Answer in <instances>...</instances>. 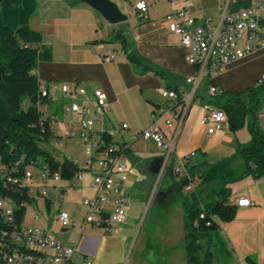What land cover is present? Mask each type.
I'll return each mask as SVG.
<instances>
[{
	"label": "crops",
	"instance_id": "obj_1",
	"mask_svg": "<svg viewBox=\"0 0 264 264\" xmlns=\"http://www.w3.org/2000/svg\"><path fill=\"white\" fill-rule=\"evenodd\" d=\"M110 1L128 16L126 21L112 24L83 0H37L38 8L30 19V27L41 33V40L34 44V47L44 51V57L35 70L41 86L68 82L84 86L90 93L103 90L107 95L108 107L96 121V130L114 128L122 123L129 126L128 129L119 130L114 137L127 164L126 221L112 233H107L103 227L95 224H84L86 208L81 201L96 195L92 182L98 167L93 164L84 169L81 180L74 177L69 180L50 179L45 184L38 179L40 175L36 170L35 183L30 191L32 201L25 204L21 226L38 228L65 243H77L78 249L71 259L61 264H87L88 260L91 264H188L185 196L195 191L203 201L209 200L216 182L201 184L200 177H195L199 179L200 188L186 193L184 187L180 193L174 187V181L179 179L176 170L182 173L188 167L205 161L217 163L231 156L238 143H246L251 139L247 125L233 132L227 121L224 130L210 134L201 119L211 109L220 108L215 99L222 93L242 92L263 82L264 48L231 62L217 74L206 75L202 82L208 79V92L212 97L208 101L200 99L201 83L181 125L179 119H173L172 127L167 126L164 120L160 121L161 129L168 136L173 135L179 127L176 152L171 163L174 168H167L172 184L170 194L176 195L173 200L168 194L167 199L160 203L164 209L161 223L167 226L169 232L163 237H153L156 250L148 248L151 240L148 236L142 237L139 247L134 248L133 238L140 219L138 210L142 207L137 205V215L128 213L132 201L129 190L139 188L148 177L159 174L157 172L161 171L163 165L160 158L164 154L154 140L137 137L133 131L146 130L152 126L154 109L166 104L161 95L163 89L191 92L194 86L187 79L194 76L198 69L197 65L189 63V49L182 45L178 34L169 30L164 18L173 8H182L200 23L214 25L219 21L220 14L217 0H146L149 5L148 17L141 19L135 13V4L139 0ZM248 1L237 0L234 7L245 6ZM258 16L261 37L264 39V6ZM118 30L156 70L145 73L136 71L121 43L109 41ZM211 85L218 88V93L210 92ZM62 100L59 95V100L39 105L43 117L56 120L48 150L58 159L70 156L82 169L86 155L78 135L79 124L64 117ZM51 102H60L61 109L57 108V112L61 110L62 115L59 116L57 112L50 114L51 106L47 104ZM45 105L44 111L42 107ZM259 125L264 130V104L259 112ZM192 151H195V155L186 159ZM243 165V160L239 158L233 163V168L241 171ZM42 186L47 195L41 194ZM228 186L232 190V203L235 204L240 197H248L252 204L237 207L236 216L230 221L214 216L218 225L215 238L220 240L225 249L219 253L224 257L222 262L214 250L212 264H251L249 259L255 264H264V176L257 179L246 176ZM62 210L70 213L74 225H61L59 215ZM177 225L178 229L175 227ZM177 237L184 249L177 248Z\"/></svg>",
	"mask_w": 264,
	"mask_h": 264
},
{
	"label": "built area",
	"instance_id": "obj_2",
	"mask_svg": "<svg viewBox=\"0 0 264 264\" xmlns=\"http://www.w3.org/2000/svg\"><path fill=\"white\" fill-rule=\"evenodd\" d=\"M236 2L237 0H217L220 19L214 25L200 23L194 15L182 8H173L164 18L169 30L178 34L182 45L189 49V63L197 65L198 69L194 76L187 79L194 86L191 92L182 93L176 89H163L161 95L165 98L166 104L154 109L152 126L146 130L133 131L137 137L154 140L163 151L164 160L159 178L163 170H166L173 162L179 132L178 127L173 135L168 136L161 129L160 121L164 120L167 126L172 127L173 119H179L181 125L195 98V91L206 75L217 74L231 62L264 48L258 16L260 9L264 6V0H249L247 5L238 8L234 7ZM148 7L146 0H139L135 4L136 15L141 19L147 18ZM40 92L50 101L59 100L61 95L64 117L79 124L78 135L83 143L86 158L84 168L77 171L74 178L81 180L84 169L90 168L93 164L98 167L92 182L96 195L85 197L81 201L86 208L84 224H95L103 227L107 233L114 232L126 221V203L128 202L127 164L114 137L119 130L128 129V124L122 123L109 129L102 128L99 132L96 130V121L108 107L107 95L103 90L99 89L90 93L84 86L76 83L53 82L41 86ZM210 92L216 94L218 88L211 85ZM55 121V118H48L51 130ZM227 121L226 112L220 108L211 109L201 119V123L210 134L224 130ZM194 155L195 151H192L186 159ZM67 158L73 160L70 156ZM73 161L79 166L76 160ZM36 170L43 184L50 179L55 181L61 179L60 171H52L47 164L40 165L35 162L28 165L22 177L10 175L6 166L0 165V181L3 180L4 185L12 184L17 189L29 188L30 193L35 183ZM176 172L180 170L177 169ZM181 175L190 179L187 169ZM191 181L185 188L192 189ZM40 192L42 195H47L44 186L40 188ZM251 204L248 197H240L235 203L237 207H247ZM0 209L7 219L12 218L14 210L12 200L0 198ZM199 217L204 219L205 212H201ZM212 219L214 220V216ZM59 220L63 227L74 225L67 210L61 211ZM207 224L209 225L210 222ZM10 240L14 245L9 246L11 249L3 254L7 264H61L69 261L78 249L77 243L62 242L52 234L38 228L22 226L15 228L10 233ZM87 264L91 262L88 260Z\"/></svg>",
	"mask_w": 264,
	"mask_h": 264
},
{
	"label": "trees",
	"instance_id": "obj_3",
	"mask_svg": "<svg viewBox=\"0 0 264 264\" xmlns=\"http://www.w3.org/2000/svg\"><path fill=\"white\" fill-rule=\"evenodd\" d=\"M37 8V0H0V165H5L10 175L22 177L30 163L47 164L52 171H60L62 179L69 180L81 168L65 156L56 158L40 145L49 142L52 132L48 118L43 117L39 109V105L50 100L41 95V81L35 73L44 57V51L34 47L41 40V33L30 27V19ZM115 40L121 43L137 72L156 70L130 46L121 31H116L109 39ZM26 99L30 101L27 107ZM215 103L226 112L229 129L235 132L247 125L251 139L238 143L231 156L217 163L205 161L188 167L190 179L181 176L174 181V187L180 193L195 177H200L201 184L216 182L209 200L203 201L195 191L185 196L188 264L213 263L218 225L212 217L230 221L237 212V206L230 201L232 190L228 185L246 176L256 179L264 176V130L259 125V112L264 104V80L242 92H224ZM239 158L244 164L241 171L233 168ZM0 198H8L14 204L11 219H7L0 209V264H7L3 254L14 245L10 233L21 226L25 204L32 199L29 188L17 189L12 184L4 185L3 180L0 181ZM201 212H205L204 219L199 217Z\"/></svg>",
	"mask_w": 264,
	"mask_h": 264
},
{
	"label": "rangeland",
	"instance_id": "obj_4",
	"mask_svg": "<svg viewBox=\"0 0 264 264\" xmlns=\"http://www.w3.org/2000/svg\"><path fill=\"white\" fill-rule=\"evenodd\" d=\"M199 95L200 99L202 100H209L212 96L208 92V79L206 78L204 82H202L201 86L199 87ZM29 100L26 99L24 104L28 103ZM51 106V113H56L57 108L59 106L61 107L60 102H51L47 104V106ZM46 105L42 107V109L46 110ZM61 109V108H59ZM58 115H62V111L57 112ZM42 147L49 149L51 146H49L48 143H41ZM162 160H164V157H162ZM173 163V162H172ZM171 168H174V164L169 165ZM159 172H157L158 174ZM165 173V174H164ZM182 173L178 172L176 173V177L181 178ZM38 176V175H37ZM38 179H40V176H38ZM192 189L184 188V192L189 193L192 190H195L197 188H200L199 185V179L194 178L191 181ZM172 190V184L170 182V176L168 175V169L165 171L163 170L162 174H159L155 176L153 174L152 176L148 177V179L145 181L144 184H141L139 188H134L129 190V194L132 196L131 206L128 209V213L133 212L136 214L137 212V205H141L142 208L138 210L140 214L139 223L137 225V232L134 234L132 247L138 248L139 243L141 242V238L144 236H148L151 238L148 248L151 250H156V243L154 242L155 236L163 237L164 234L169 232V229H167V226L163 223H161L162 218V211L164 210L163 207L160 205V203L164 202L167 199V195H171L173 197V200L175 199L176 194H170ZM135 207V209H134ZM162 207V208H161ZM137 215V214H136ZM177 229L179 228V225L175 226ZM174 227V229H175ZM178 242V237H177ZM131 247V248H132ZM183 247V243L180 246L179 242L177 245V248ZM214 250H216V257H218V260L220 259V262H222L223 258L220 254L224 251L225 247L222 245L220 240L216 237L213 244ZM220 253V254H219Z\"/></svg>",
	"mask_w": 264,
	"mask_h": 264
},
{
	"label": "water",
	"instance_id": "obj_5",
	"mask_svg": "<svg viewBox=\"0 0 264 264\" xmlns=\"http://www.w3.org/2000/svg\"><path fill=\"white\" fill-rule=\"evenodd\" d=\"M90 6L98 10L104 18L112 23L119 24L127 20L128 16L124 14L117 4L110 0H83ZM162 161V158H160Z\"/></svg>",
	"mask_w": 264,
	"mask_h": 264
}]
</instances>
